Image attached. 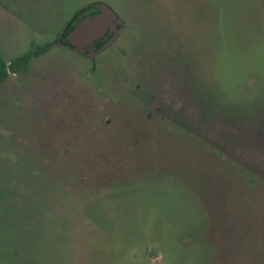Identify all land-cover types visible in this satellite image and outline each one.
<instances>
[{
	"label": "rangeland",
	"instance_id": "1",
	"mask_svg": "<svg viewBox=\"0 0 264 264\" xmlns=\"http://www.w3.org/2000/svg\"><path fill=\"white\" fill-rule=\"evenodd\" d=\"M96 1L0 81V264H264V0H0V57Z\"/></svg>",
	"mask_w": 264,
	"mask_h": 264
},
{
	"label": "water",
	"instance_id": "2",
	"mask_svg": "<svg viewBox=\"0 0 264 264\" xmlns=\"http://www.w3.org/2000/svg\"><path fill=\"white\" fill-rule=\"evenodd\" d=\"M96 12L79 19L62 38V41L53 43L57 47L60 43L67 45L75 52L89 57L99 53L109 46L119 36L123 29V21L112 8L102 1L89 4ZM107 30L112 31L111 38L97 50L92 48L94 39L101 37Z\"/></svg>",
	"mask_w": 264,
	"mask_h": 264
},
{
	"label": "flooded vegetation",
	"instance_id": "3",
	"mask_svg": "<svg viewBox=\"0 0 264 264\" xmlns=\"http://www.w3.org/2000/svg\"><path fill=\"white\" fill-rule=\"evenodd\" d=\"M94 12H96V9L90 7L89 4H88V5H85V6H83V7H81L80 9H78V10L76 11V13L74 14V16L71 18V20H70V21L68 22V24L66 25V27L64 28L62 35L60 36V38H59L57 41H62V38L67 34V32L71 29V27H72V26H73V25H74L79 19H81V18L84 17L85 15H88V14H91V13H94ZM112 35H113V32L107 30V31H106L101 37H99V38H97V39H94V41L92 42V48H93L94 50H97V49L100 48L103 44H105V43L111 38ZM57 41H56V42H57ZM112 44H113V42L111 43V45H112ZM51 45H52V44H51ZM51 45H48V44L42 45L41 47L46 46V49H45L44 51H41L40 53H43V52L47 51L49 47L52 48ZM62 45H63V46H66L68 49L72 50V49L67 45V43H62V42H61L59 46H62ZM41 47H38V48L40 49ZM109 47H110V45H109ZM109 47H106L105 49H103V50L100 51L99 53L93 55V57H89V56H86V55H84V54H81V55L86 56V57H88L89 59L93 60V58H94L96 55L100 54L101 52H103L104 50H106V49L109 48ZM32 55H34V53H32V54L30 55V58H31ZM16 57H17V56H16ZM0 58H1V57H0ZM14 58H15V57H14ZM14 58H12V59H14ZM1 59H3V58H1ZM12 59H11V60H12ZM3 60H4V59H3ZM11 60H9V62H6L5 60H4V61H5L6 65H9L10 62H11ZM91 62H93V61H91ZM165 64H168V63H165ZM165 66H166V65H164V67H165ZM93 70H94V64L92 63V65H91V71H93ZM18 72H19V71H10L9 69H7V75L10 74V73H18ZM7 75H6V76H7ZM6 76H5V77H6ZM5 77L0 78V81L3 80ZM151 105L156 106L157 104L151 103Z\"/></svg>",
	"mask_w": 264,
	"mask_h": 264
},
{
	"label": "trees",
	"instance_id": "4",
	"mask_svg": "<svg viewBox=\"0 0 264 264\" xmlns=\"http://www.w3.org/2000/svg\"><path fill=\"white\" fill-rule=\"evenodd\" d=\"M46 49V46L41 47L40 49L38 48L35 52H28L21 54L14 59L11 60L9 65H6L5 61L0 58V78H3L7 75V69L10 71H20L22 69H25L29 63L30 60V55L34 53L35 55L40 53L41 51H44ZM243 182L245 181L248 183L249 180H247L245 177H243ZM37 258L33 259V263L35 264H41L44 262H40L36 260Z\"/></svg>",
	"mask_w": 264,
	"mask_h": 264
}]
</instances>
